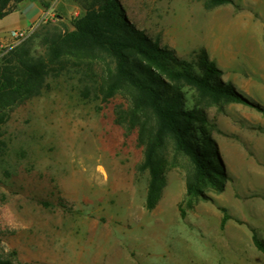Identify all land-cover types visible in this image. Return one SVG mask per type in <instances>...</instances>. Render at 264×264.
Masks as SVG:
<instances>
[{
	"label": "rangeland",
	"instance_id": "1",
	"mask_svg": "<svg viewBox=\"0 0 264 264\" xmlns=\"http://www.w3.org/2000/svg\"><path fill=\"white\" fill-rule=\"evenodd\" d=\"M120 1L138 29L197 72L205 49L224 81L264 106V0L210 8L205 0ZM101 2L54 0L18 43L1 39L23 19L8 14L0 19V59L4 49L32 42L33 56L47 61L46 30H73ZM102 66L69 58L40 95L12 106L0 123L1 253L16 264H264L252 240L254 228L264 239V113L181 83L180 107L207 119L193 121L186 135L201 152L205 137L215 143L225 178L188 194L194 166L166 134L156 150L164 185L149 209L154 117L135 114L128 88L104 98ZM224 210L230 218L222 227Z\"/></svg>",
	"mask_w": 264,
	"mask_h": 264
},
{
	"label": "trees",
	"instance_id": "2",
	"mask_svg": "<svg viewBox=\"0 0 264 264\" xmlns=\"http://www.w3.org/2000/svg\"><path fill=\"white\" fill-rule=\"evenodd\" d=\"M11 1L14 6L7 8ZM21 1L2 0L0 19L12 13ZM38 1L46 9L54 2ZM205 1L209 8L234 3L233 0ZM73 25L71 31H63L59 27L46 30L44 41L50 51L47 61L33 56L32 42L4 49L5 54L0 59V123L5 121V115L12 106L40 95L43 88L49 86L47 78L57 75L69 58L90 63L101 60L103 69L99 87L104 98H111L121 89L128 88L135 114L146 109L154 117L156 132L149 143L145 160L151 174L147 196L149 209L157 205L164 185L156 150L166 134L172 136L177 148L189 157L194 166V180L188 185V194L200 195L203 182L216 185L218 179L225 178L217 160L215 143L205 137V150L201 152L186 135L193 121L207 124V119L180 107L179 85L194 86L203 96L215 102L223 99L250 105L263 113L264 106L249 100L231 82L224 81L222 70L209 60L205 49L200 65L202 71L197 72L194 63L180 58L172 48L162 46L158 39L138 29L128 18L120 0H102L100 5L87 8L85 15L75 20ZM106 58L110 62L105 63ZM202 129L205 131V126ZM229 218L225 211L222 227ZM252 240L264 255V239L255 228L252 229ZM0 264L16 263L0 251Z\"/></svg>",
	"mask_w": 264,
	"mask_h": 264
},
{
	"label": "crops",
	"instance_id": "3",
	"mask_svg": "<svg viewBox=\"0 0 264 264\" xmlns=\"http://www.w3.org/2000/svg\"><path fill=\"white\" fill-rule=\"evenodd\" d=\"M54 8V4L46 9L38 0H23L13 12H20L23 17L19 29H29L39 23L45 15H49ZM1 39L8 41L11 39L10 34H7V37L2 36Z\"/></svg>",
	"mask_w": 264,
	"mask_h": 264
},
{
	"label": "built area",
	"instance_id": "4",
	"mask_svg": "<svg viewBox=\"0 0 264 264\" xmlns=\"http://www.w3.org/2000/svg\"><path fill=\"white\" fill-rule=\"evenodd\" d=\"M47 17V15L44 16V18ZM31 34V28L29 29H19V30H13L10 33V37L15 40V42H21L25 39H27Z\"/></svg>",
	"mask_w": 264,
	"mask_h": 264
}]
</instances>
